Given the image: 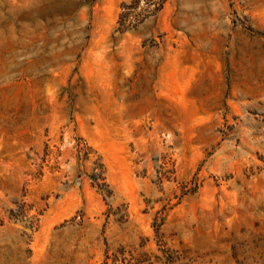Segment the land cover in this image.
<instances>
[{
	"label": "rangeland",
	"instance_id": "1",
	"mask_svg": "<svg viewBox=\"0 0 264 264\" xmlns=\"http://www.w3.org/2000/svg\"><path fill=\"white\" fill-rule=\"evenodd\" d=\"M159 44L210 98L140 131ZM0 264H264V0H0Z\"/></svg>",
	"mask_w": 264,
	"mask_h": 264
},
{
	"label": "crops",
	"instance_id": "2",
	"mask_svg": "<svg viewBox=\"0 0 264 264\" xmlns=\"http://www.w3.org/2000/svg\"><path fill=\"white\" fill-rule=\"evenodd\" d=\"M168 49V46L162 44L135 47V55L133 61H131V66L137 71L128 79L131 90L128 94L127 103L124 105L125 108L120 109V115L127 116L130 123L134 120L133 126L137 130L141 131L148 124V120L145 121L147 116H159L163 112H167L166 104L158 112L156 107L152 106L155 101H166L169 97L176 100L186 98L192 101H203L208 97L210 98L207 95V89L204 87L206 83L203 81L207 75L200 71L205 67V60L197 55L192 57L193 60L189 64L183 60V57L182 59L177 56L169 57L170 50ZM193 53H199V51ZM189 65L192 69V78L196 79L193 88L191 87L193 91L184 92L186 95L181 92L178 95L171 96L173 94H169L166 89L167 69H175L174 75L177 78L179 77L178 74L183 76V73L178 72V70H183L185 66L188 67ZM153 86L154 90H152ZM131 92L133 93L131 94Z\"/></svg>",
	"mask_w": 264,
	"mask_h": 264
}]
</instances>
